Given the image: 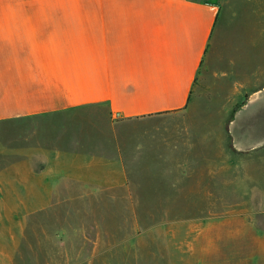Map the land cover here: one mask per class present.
Returning a JSON list of instances; mask_svg holds the SVG:
<instances>
[{"label":"crops","instance_id":"1","mask_svg":"<svg viewBox=\"0 0 264 264\" xmlns=\"http://www.w3.org/2000/svg\"><path fill=\"white\" fill-rule=\"evenodd\" d=\"M206 109L232 111L219 119L233 137L229 199L243 182L252 204V160L264 155L255 149L264 144V0H0V122L56 125L59 142L73 143L52 155L65 165L57 182L82 198L219 205L222 133L206 130ZM146 174L175 179L149 187ZM260 200L259 217L228 230L229 261L205 264H264ZM199 234L219 238V224Z\"/></svg>","mask_w":264,"mask_h":264},{"label":"rangeland","instance_id":"2","mask_svg":"<svg viewBox=\"0 0 264 264\" xmlns=\"http://www.w3.org/2000/svg\"><path fill=\"white\" fill-rule=\"evenodd\" d=\"M231 113L222 111L218 118V111L206 109L198 114L210 121L204 126L207 131L220 129L222 133L219 139L214 137L215 149L219 143L221 150L219 205H129L122 204L126 200L121 198H82L72 183L57 182L65 165L62 158L52 155L59 147L63 150L73 143L59 142L62 137H56V125L40 119L18 126H12V120L0 122V264L229 261L228 230L236 225L245 229L243 219L247 215L259 217L262 207L258 204L264 197V155L258 153L252 160V204L245 205L243 182L236 203L231 204L229 199L231 159L227 156L234 150L233 137L223 135L227 126H219V119L222 122ZM62 118L50 120L56 123ZM206 147L210 149V145ZM255 149L264 150V144ZM240 160V175L244 177V158ZM174 179L172 175H141V181L149 187L173 183ZM110 194L120 196L117 191ZM214 222L219 224V238L199 234L212 228ZM243 241L237 244L236 250L241 252L238 260L244 257ZM213 244L216 247L211 248Z\"/></svg>","mask_w":264,"mask_h":264}]
</instances>
